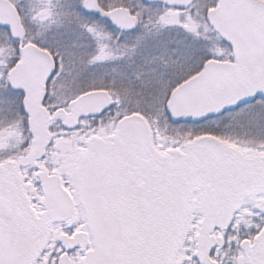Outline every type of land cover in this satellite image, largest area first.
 <instances>
[{
	"label": "snow or ice",
	"instance_id": "snow-or-ice-1",
	"mask_svg": "<svg viewBox=\"0 0 264 264\" xmlns=\"http://www.w3.org/2000/svg\"><path fill=\"white\" fill-rule=\"evenodd\" d=\"M0 264H264V0H0Z\"/></svg>",
	"mask_w": 264,
	"mask_h": 264
}]
</instances>
